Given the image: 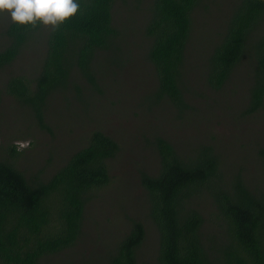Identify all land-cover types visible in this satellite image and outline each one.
<instances>
[{
	"label": "trees",
	"instance_id": "16d2710c",
	"mask_svg": "<svg viewBox=\"0 0 264 264\" xmlns=\"http://www.w3.org/2000/svg\"><path fill=\"white\" fill-rule=\"evenodd\" d=\"M76 2L75 16L55 30L49 28L37 75L9 73L0 87V104L4 95L11 96L31 111L42 129H47L43 121L51 96L67 92L76 72L93 83L95 62L118 41L113 24L117 0ZM199 6L200 0H151L144 29L150 42L147 58L157 83L148 103L169 104L180 116L190 109L191 89H186L182 78L193 14ZM43 26L10 21L0 42V72L22 55ZM245 62L253 68L243 114L247 117L264 110V0H241L236 6L209 56L204 87L223 90ZM152 145L158 163L154 171L140 174V185L158 234L156 264H264V191L245 181L243 169L225 180L212 145H200L190 157L161 137H155ZM119 152L113 138L94 131L87 145L46 177L41 170L27 176L17 169L9 162L16 150L7 148L6 158L0 159V264H41L44 257L74 247L83 235L88 204L95 192L109 185L108 164ZM257 158L264 179V145ZM199 197L218 212L224 244L216 245L214 237L206 234L203 214L193 203ZM146 236L145 225L133 220L105 264H139L138 251Z\"/></svg>",
	"mask_w": 264,
	"mask_h": 264
},
{
	"label": "rangeland",
	"instance_id": "374dc122",
	"mask_svg": "<svg viewBox=\"0 0 264 264\" xmlns=\"http://www.w3.org/2000/svg\"><path fill=\"white\" fill-rule=\"evenodd\" d=\"M240 2L200 0L193 14L182 78L186 89H191L186 115H178L169 104L158 107L148 103L157 87L147 58L150 42L144 31L151 0H141L140 4L136 0H117L113 16L119 32L116 48L95 62L94 84L76 72L67 92L51 96L43 121L47 129L40 128L29 109L4 95L0 104V159L6 158L7 148H15L16 155L9 162L27 176L39 170L51 176L87 145L94 131L110 136L120 147L108 164L109 185L95 192L88 204L80 240L74 247L44 257L41 264H105L130 231L133 220L142 222L147 232L138 251V263L156 264L158 234L149 217L147 193L140 185V174L154 171L158 163L152 145L155 137L167 140L184 157L192 156L200 145H212L225 180L243 169L245 181L253 189L264 191L257 158L258 149L264 145V110L243 115L253 68L247 62L241 63L219 92L204 87L213 46ZM10 21L9 13H0V42L5 39ZM49 28L43 26L22 55L0 72L1 88L9 73L37 75ZM24 143L27 147H21ZM193 203L203 214L206 234L214 237L216 245L224 244L226 234L219 228L218 212L205 197Z\"/></svg>",
	"mask_w": 264,
	"mask_h": 264
},
{
	"label": "clouds",
	"instance_id": "9594fccd",
	"mask_svg": "<svg viewBox=\"0 0 264 264\" xmlns=\"http://www.w3.org/2000/svg\"><path fill=\"white\" fill-rule=\"evenodd\" d=\"M78 10L76 0H0V13H9L13 23L33 27L40 23L53 30L75 16ZM21 147H27V143Z\"/></svg>",
	"mask_w": 264,
	"mask_h": 264
}]
</instances>
